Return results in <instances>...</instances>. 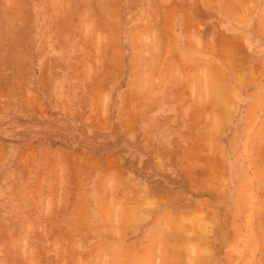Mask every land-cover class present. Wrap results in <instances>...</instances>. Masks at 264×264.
<instances>
[{
    "label": "rangeland",
    "instance_id": "obj_1",
    "mask_svg": "<svg viewBox=\"0 0 264 264\" xmlns=\"http://www.w3.org/2000/svg\"><path fill=\"white\" fill-rule=\"evenodd\" d=\"M203 263L264 264V0H0V264Z\"/></svg>",
    "mask_w": 264,
    "mask_h": 264
},
{
    "label": "bare ground",
    "instance_id": "obj_2",
    "mask_svg": "<svg viewBox=\"0 0 264 264\" xmlns=\"http://www.w3.org/2000/svg\"><path fill=\"white\" fill-rule=\"evenodd\" d=\"M204 261V260H203ZM204 264V263H203Z\"/></svg>",
    "mask_w": 264,
    "mask_h": 264
}]
</instances>
